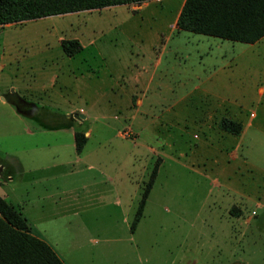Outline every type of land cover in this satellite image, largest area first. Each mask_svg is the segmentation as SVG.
I'll return each instance as SVG.
<instances>
[{"label": "rangeland", "instance_id": "1", "mask_svg": "<svg viewBox=\"0 0 264 264\" xmlns=\"http://www.w3.org/2000/svg\"><path fill=\"white\" fill-rule=\"evenodd\" d=\"M169 3L0 27V182L24 196L31 176H45L31 191L51 194L42 235L55 249L73 236L81 246L70 253L77 264H264V100H251L256 83L263 85L264 49L225 40L224 52L203 53L211 38L172 29L180 0ZM98 14L106 20L93 34ZM75 36L92 45L72 58L58 40ZM93 44L104 56L99 77H93ZM232 58L227 84L237 90L227 87L224 94L257 114L240 145L216 149L191 122L193 108L202 109L195 76ZM118 89L134 96H111ZM65 111L91 128L83 152L93 169L60 166L74 158L67 131L54 129L69 122ZM166 111L178 113L177 124L168 125ZM6 175L11 182L2 181ZM92 178L94 195L83 187L72 197L53 195L57 186L78 187ZM70 203L75 215L51 213Z\"/></svg>", "mask_w": 264, "mask_h": 264}, {"label": "trees", "instance_id": "2", "mask_svg": "<svg viewBox=\"0 0 264 264\" xmlns=\"http://www.w3.org/2000/svg\"><path fill=\"white\" fill-rule=\"evenodd\" d=\"M148 0H0V27L46 16L90 11L107 6L140 4ZM177 30L233 42L252 43L264 38V0H184L176 18ZM66 56L81 49L75 39L60 40ZM220 127L237 133L239 124L223 118ZM78 153L85 137L73 134ZM154 172L141 191L132 216V232L141 218L143 206L153 183ZM0 264H63L51 247L29 233L24 218L0 196Z\"/></svg>", "mask_w": 264, "mask_h": 264}, {"label": "crops", "instance_id": "3", "mask_svg": "<svg viewBox=\"0 0 264 264\" xmlns=\"http://www.w3.org/2000/svg\"><path fill=\"white\" fill-rule=\"evenodd\" d=\"M183 1L184 0H180L179 5L175 9L174 16L172 19V29H176L175 22H176V18L178 16V13H179V10L181 8ZM155 2L157 3L167 2V4H170L169 0H148V1L141 2L140 4H123V5H126V6L131 5V9L142 10L145 7H147L149 4L155 3ZM117 6H120V5L107 6V7H103L100 9H94L90 11H93V13H101L102 10L104 11L112 10V9H115ZM164 6H166V4H164ZM70 13H77V12H70ZM64 14H67V13H64ZM96 16L97 18H93V34L102 30L101 27H99V25L97 24H103L101 20H106L104 19L105 17H100V14ZM176 31H179V30L176 29ZM199 35H202V34H199ZM203 36L211 38V40H209L210 42L208 41L206 42V46L204 48L203 53L210 52L214 49H217L218 51H221V52L225 51L224 46H220L223 43L222 41H225V40H221L219 38L212 37V36H206V35H203ZM70 39H75L79 43L81 49L75 55L68 56V57L74 58L76 55H82L85 52V49L87 48V46L92 45L91 40L83 41L80 37H77V36L70 38ZM196 39L201 40V38H196ZM60 40L61 38L58 40V43L60 42ZM93 42H94V39H93ZM231 43H235V42H231ZM244 44H247L249 45V47H252V48L259 47V49H264V40L262 39H258L252 43H244ZM86 60H87L86 57L85 58L80 57V62L81 61L84 62ZM103 60H104V56L100 54V52L97 50V48L93 44V77H99V72L97 71L98 69L96 68V66L100 64H104ZM232 60L233 58L230 59L228 63L226 61L219 65L207 64L205 71L202 72L203 75L201 74L199 76L198 74L195 76L196 79H198L199 84H202V88L200 89V92H198L200 96H195L197 104H201L202 109L196 110L197 109L196 107L193 108L192 110L193 120H191V122H193L196 125H199L202 131L206 133L208 137L213 139L214 142H216V149H226L228 147H236L240 145L242 141H244V138L249 128L254 125V121L256 118V114H257L256 110L248 111L246 108L242 107L240 101H237L236 99L230 100L224 94V90H226L227 87L229 89H236L234 85L227 84L229 82L228 80L229 75H232V73L227 74L226 71L227 70L231 71L234 68V64H235V62ZM262 78H263V85H261L260 83H256L255 90L258 96H256V98L254 97L251 98L253 103H255L256 101H258L259 103L260 101L264 100V74ZM94 87L95 86L93 85V88ZM109 90H112L111 87L109 88ZM194 90H196V88H194ZM189 93H193V91ZM14 96H17V95H14ZM93 96H99V94H97L95 91L93 93ZM111 96H134V94L132 92H129L128 90L118 89L115 92H113V95ZM139 96H145V94L141 93ZM128 102H129V98L127 99V106H128ZM136 102H137V107L141 106L143 103L141 98H137V100H135V104ZM195 110L201 111V114L197 113ZM165 114H166L165 118L169 122L168 125L174 126L175 124L178 123L176 119L178 116L177 112L172 113L170 111H166ZM26 116H28V114H26ZM63 116L66 118V120L67 119L69 120L67 125H65V128L63 129L54 128V129L56 131H61V130L67 131V135H69L70 137L69 144H70L71 150L74 153V158L70 161L71 163L67 162L64 164H60V166L64 168L66 165H73V163H75V164H81L82 168L85 167L88 169H93V165L90 164L89 161L85 160L84 152H83L85 144L87 143V140L90 137L91 128L87 126L85 127L81 126L82 120L81 121L71 120L72 115H71V112L69 111H65V114H63ZM223 118L230 119L231 121L240 124L241 126L240 131L237 134H233V133L223 130L220 127L221 120ZM75 131L82 132L85 137V142L81 150L78 153L75 151V147H74L73 134ZM91 160L93 161V157ZM45 168L47 167L45 166ZM2 169H3V165L0 163V171ZM70 170L71 171L69 172L73 171V169L71 168ZM30 178L32 179H30L29 190L28 188H26L28 191L25 192L24 196L16 194V192H14V188H5V186H3L1 182H0V196L7 203L12 205L20 213V215L24 218L25 223L28 227L29 233L43 240L44 242H46L51 247V249L55 252V254L58 256V258L62 261L63 264H77L76 262L78 258H76L73 253L72 254L70 253L74 252L77 249H80L81 246L78 243V241L73 238V236L70 237L63 244L61 245L57 244L56 249L53 245H51L47 241L45 237H43L42 235L43 233L41 229H44L43 223L47 222L46 215L44 214V211H46L44 203L46 202L47 204V200L49 199L51 194H49L48 192L44 190L40 192L36 191L35 193H31L33 189L34 181H44L46 178L44 175L39 176V178L38 177L34 178L33 176H31ZM12 179L13 178L10 175H6V177L2 181L6 180L8 182H11ZM109 180H110V177H109ZM82 187L87 188L88 192L91 195H94L93 178L91 182L85 185H82V186L80 185L78 187L72 186L66 189V188H63V187L60 188L59 186H57L53 195L56 198H60L62 197V195H65L63 197H66V196L72 197L73 193L79 192L82 189ZM73 207L74 206L71 203L68 206H63V207L54 206L52 207L54 209L51 211V213L58 212L57 214H55L56 216L75 215L77 211H75ZM78 228L83 229V227H78ZM67 242H69L68 246H67Z\"/></svg>", "mask_w": 264, "mask_h": 264}]
</instances>
